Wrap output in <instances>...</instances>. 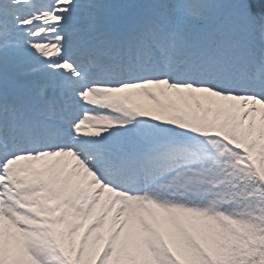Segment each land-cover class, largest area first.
<instances>
[{
  "label": "snow or ice",
  "instance_id": "1",
  "mask_svg": "<svg viewBox=\"0 0 264 264\" xmlns=\"http://www.w3.org/2000/svg\"><path fill=\"white\" fill-rule=\"evenodd\" d=\"M0 264H264V0H0Z\"/></svg>",
  "mask_w": 264,
  "mask_h": 264
},
{
  "label": "rangeland",
  "instance_id": "2",
  "mask_svg": "<svg viewBox=\"0 0 264 264\" xmlns=\"http://www.w3.org/2000/svg\"><path fill=\"white\" fill-rule=\"evenodd\" d=\"M132 99L137 103L150 104V101H148L146 97L140 94H134ZM173 99H175V96H173Z\"/></svg>",
  "mask_w": 264,
  "mask_h": 264
}]
</instances>
